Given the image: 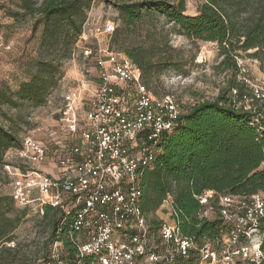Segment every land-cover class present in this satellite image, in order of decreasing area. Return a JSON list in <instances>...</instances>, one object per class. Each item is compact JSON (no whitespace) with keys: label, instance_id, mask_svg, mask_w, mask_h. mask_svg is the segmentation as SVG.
<instances>
[{"label":"built area","instance_id":"obj_1","mask_svg":"<svg viewBox=\"0 0 264 264\" xmlns=\"http://www.w3.org/2000/svg\"><path fill=\"white\" fill-rule=\"evenodd\" d=\"M89 9L79 44L94 66V85L62 97L57 124L68 142L45 145L30 138L11 164L10 196L19 209L59 210L73 248V264H264V194L195 196L201 222L215 217L224 229L212 240L185 236L172 195L160 209L168 220L152 230L140 208L141 176L150 169L162 133H170L180 115L169 95L155 98L141 81L140 70L125 54L100 47ZM112 22L102 34L114 33ZM93 46V45H92ZM238 87L228 104L264 124V87L252 82L236 58ZM21 165L24 169L21 168ZM62 243H53L48 264H68ZM191 260L192 262H188Z\"/></svg>","mask_w":264,"mask_h":264},{"label":"trees","instance_id":"obj_2","mask_svg":"<svg viewBox=\"0 0 264 264\" xmlns=\"http://www.w3.org/2000/svg\"><path fill=\"white\" fill-rule=\"evenodd\" d=\"M17 1L18 11L7 10L6 14L12 19L34 18L33 29L41 28L42 58L31 79L22 83L12 96L0 93V106L16 107L18 102L40 106L46 92L55 85L60 63L69 58L73 48L80 47L82 51L93 47L88 43L79 44L78 40L85 21L84 12L97 0H43L40 5L33 0ZM115 7L127 26L136 24L145 15L158 14L187 40L216 44L222 56L219 67L231 75L226 95L180 112L173 130L159 137L155 161L141 176L140 208L152 230L158 229L162 222L151 216L160 210L170 194L180 213L182 233L198 241L212 240L224 231L222 223L215 217L200 222L197 214L201 206L195 196L205 191L236 196L264 194V168L261 169L264 124L253 125L249 114L228 104L229 92L238 87L236 58L243 59L242 54H246L259 63L264 75V0H203L195 16L185 15L184 0H140ZM124 53L140 70L146 88L164 70L142 47L124 49ZM21 148L22 141L0 125L1 167L11 164L8 154L17 153ZM21 168L24 169L22 165ZM9 193L0 196V264L5 253L16 252L15 232L28 210L16 208ZM51 214L54 219H49ZM42 216L43 220L49 219L52 237L46 243L50 247L45 264L50 262L49 253L56 241L62 243V260L73 264L77 259L67 240L66 226L60 227V211L45 207ZM11 244L13 247L8 246Z\"/></svg>","mask_w":264,"mask_h":264},{"label":"rangeland","instance_id":"obj_3","mask_svg":"<svg viewBox=\"0 0 264 264\" xmlns=\"http://www.w3.org/2000/svg\"><path fill=\"white\" fill-rule=\"evenodd\" d=\"M40 5L43 0H33ZM140 0H97L91 11L94 33L98 34L100 47L112 53H124V49L142 47L153 61L164 67L162 73L148 83V91L155 98L171 96L180 112L203 102H213L220 95H226L229 79L228 71L219 64L222 56L213 43L191 42L178 34L173 24L158 14L145 15L132 26L125 25L119 18L116 5ZM185 15L195 16L203 0H184ZM7 10L18 11L17 0H0V93L11 96L20 85L28 82L36 71V64L42 58L39 38L41 28L33 29L34 18L29 16L12 19ZM84 12V17L89 14ZM112 22V35L102 34L103 25ZM92 52L94 42H88ZM252 53V51L250 52ZM243 65L251 81L264 87V75L259 63L242 54ZM55 85L50 88L44 103L34 106L28 102H18L16 107L0 106V125L10 130L21 142L30 138L45 145L67 143V135L57 124V115L62 108V97L72 90L92 86L94 66L87 60L80 47L73 48L69 58L59 65ZM262 74V75H261ZM16 153L8 154L12 161ZM264 165L261 166V169ZM10 192V178L0 165V196ZM43 213L36 209L26 210L21 225L15 232V253H5L3 264H45L51 240L49 219L43 220ZM151 218L165 222L168 215L164 208ZM13 247V244L8 245Z\"/></svg>","mask_w":264,"mask_h":264},{"label":"crops","instance_id":"obj_4","mask_svg":"<svg viewBox=\"0 0 264 264\" xmlns=\"http://www.w3.org/2000/svg\"><path fill=\"white\" fill-rule=\"evenodd\" d=\"M262 75V74H261Z\"/></svg>","mask_w":264,"mask_h":264}]
</instances>
